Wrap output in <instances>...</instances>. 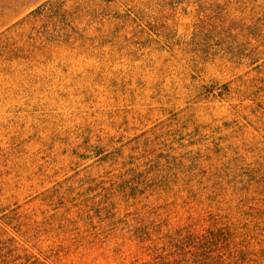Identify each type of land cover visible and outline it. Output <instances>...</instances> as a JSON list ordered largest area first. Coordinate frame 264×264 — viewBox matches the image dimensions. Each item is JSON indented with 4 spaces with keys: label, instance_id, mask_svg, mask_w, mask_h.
<instances>
[{
    "label": "rangeland",
    "instance_id": "obj_1",
    "mask_svg": "<svg viewBox=\"0 0 264 264\" xmlns=\"http://www.w3.org/2000/svg\"><path fill=\"white\" fill-rule=\"evenodd\" d=\"M43 1L0 0V33ZM78 27L0 65V227L44 264H264V0ZM189 226L215 238L165 235Z\"/></svg>",
    "mask_w": 264,
    "mask_h": 264
},
{
    "label": "trees",
    "instance_id": "obj_2",
    "mask_svg": "<svg viewBox=\"0 0 264 264\" xmlns=\"http://www.w3.org/2000/svg\"><path fill=\"white\" fill-rule=\"evenodd\" d=\"M104 16L109 17V0H45L0 33V65L7 64L11 67L14 62H31L37 53L67 45L80 38V19L93 22ZM138 231L137 236L148 234L145 227H139ZM0 232L8 234L3 227H0ZM215 234L213 229L189 226L173 229L165 235L197 239L200 245L215 238ZM19 236L23 237L24 243H28L29 236ZM44 260L45 258L40 259L36 254L27 252L24 244L14 236L8 234L0 239V264H44ZM197 260L193 261L196 263ZM192 262L185 260L182 264H193ZM162 264L169 262L163 261Z\"/></svg>",
    "mask_w": 264,
    "mask_h": 264
}]
</instances>
